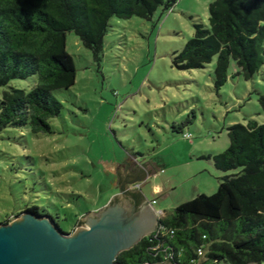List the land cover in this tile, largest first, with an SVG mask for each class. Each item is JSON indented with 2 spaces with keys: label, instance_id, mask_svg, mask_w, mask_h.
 <instances>
[{
  "label": "rangeland",
  "instance_id": "obj_1",
  "mask_svg": "<svg viewBox=\"0 0 264 264\" xmlns=\"http://www.w3.org/2000/svg\"><path fill=\"white\" fill-rule=\"evenodd\" d=\"M213 1L178 0L151 20L115 17L99 56L68 34L78 75L72 89L56 92L64 109L52 133L0 132V225L38 206L73 234L87 227L83 217L110 205L121 182L157 201L161 218L217 193L221 178L235 173L218 171L213 161L230 148L229 129L251 120L264 125V68L248 81L233 61L217 90V58L202 70L174 65L195 26L210 27ZM36 84L33 77L0 87V103L5 91ZM185 123L177 133L174 125Z\"/></svg>",
  "mask_w": 264,
  "mask_h": 264
},
{
  "label": "trees",
  "instance_id": "obj_2",
  "mask_svg": "<svg viewBox=\"0 0 264 264\" xmlns=\"http://www.w3.org/2000/svg\"><path fill=\"white\" fill-rule=\"evenodd\" d=\"M177 1L0 0V87L37 78L31 91L4 92L0 132L30 128L35 135L52 133L51 121L64 109L56 92L72 89L77 81V66L67 50L69 33L99 56L113 18L151 20ZM209 13L210 27L195 26V37L174 65L202 70L217 58V90L228 83L233 61L238 75L252 80L264 68V0H214ZM260 104L264 110V95ZM187 125L174 129L183 133ZM229 138L230 148L213 161L218 171L235 173L221 178L214 195H199L162 218L161 230L122 253L121 264H264V125L254 120L235 125ZM28 212L51 217L61 228L38 206Z\"/></svg>",
  "mask_w": 264,
  "mask_h": 264
},
{
  "label": "water",
  "instance_id": "obj_3",
  "mask_svg": "<svg viewBox=\"0 0 264 264\" xmlns=\"http://www.w3.org/2000/svg\"><path fill=\"white\" fill-rule=\"evenodd\" d=\"M161 215L137 191L116 196L100 213L83 217L80 223L87 227L73 234L51 217L28 212L0 225V264H121L122 253L157 232Z\"/></svg>",
  "mask_w": 264,
  "mask_h": 264
},
{
  "label": "crops",
  "instance_id": "obj_4",
  "mask_svg": "<svg viewBox=\"0 0 264 264\" xmlns=\"http://www.w3.org/2000/svg\"><path fill=\"white\" fill-rule=\"evenodd\" d=\"M131 172V171H130ZM121 182V181H120ZM119 182V183H120ZM118 183V184H119ZM117 184V185H118ZM136 187L137 186H132V185H130L129 183H127V182H121V184L118 186V187H116L117 188V193L114 195V196H119V195H123V194H125L126 192H128V191H137L142 197H143V199L147 202V204L150 206V208L152 209V210H154L156 213H158V214H164L163 212H161V211H159L156 207H155V205L156 204H153V202L155 201H148L147 199H146V196H145V194L144 193H142L141 191H139V190H137L136 189ZM158 231V230H157Z\"/></svg>",
  "mask_w": 264,
  "mask_h": 264
},
{
  "label": "flooded vegetation",
  "instance_id": "obj_5",
  "mask_svg": "<svg viewBox=\"0 0 264 264\" xmlns=\"http://www.w3.org/2000/svg\"><path fill=\"white\" fill-rule=\"evenodd\" d=\"M133 198H135V200L137 201L138 205H141L142 199L140 198V196H132Z\"/></svg>",
  "mask_w": 264,
  "mask_h": 264
},
{
  "label": "built area",
  "instance_id": "obj_6",
  "mask_svg": "<svg viewBox=\"0 0 264 264\" xmlns=\"http://www.w3.org/2000/svg\"><path fill=\"white\" fill-rule=\"evenodd\" d=\"M187 137H189V136H187ZM153 204H157V201H154ZM159 229H160V227H159ZM160 230H159L158 234L160 233ZM199 255L203 256V251L202 250L199 251Z\"/></svg>",
  "mask_w": 264,
  "mask_h": 264
}]
</instances>
